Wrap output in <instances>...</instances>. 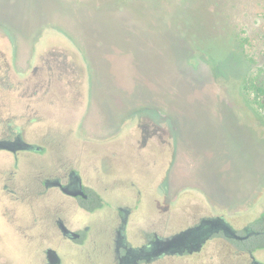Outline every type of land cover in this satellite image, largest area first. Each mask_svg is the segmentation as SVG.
Segmentation results:
<instances>
[{
    "label": "rangeland",
    "instance_id": "rangeland-1",
    "mask_svg": "<svg viewBox=\"0 0 264 264\" xmlns=\"http://www.w3.org/2000/svg\"><path fill=\"white\" fill-rule=\"evenodd\" d=\"M173 4L0 0V130L23 131L32 143L39 139L36 120L45 118L39 126L55 132L53 150L34 165L49 169L53 158L58 165L68 159L85 183L134 177L146 189L132 216L139 225L128 238L134 246L146 238V222L149 235H168L201 216L234 214L243 225L264 212V112L240 83L249 74L264 76V0H229L222 7L231 45L228 35L205 30L194 18L191 44L163 12ZM197 48L210 49L213 61ZM50 52L56 55L51 71L42 61ZM38 74L54 82L47 94L34 85ZM103 140L114 153L103 150ZM25 154L39 156L26 150L19 160ZM13 161L0 150V264H42L45 243L38 234L31 243L24 237L44 219L33 209L35 196L21 197L24 162ZM116 188L100 211L73 204L69 222L91 228L88 244L62 238L48 223V243L61 240L67 251L61 264H111L107 216L128 197L122 185ZM255 255L264 264V250ZM242 256L218 237L199 253L152 264H242Z\"/></svg>",
    "mask_w": 264,
    "mask_h": 264
},
{
    "label": "flooded vegetation",
    "instance_id": "flooded-vegetation-1",
    "mask_svg": "<svg viewBox=\"0 0 264 264\" xmlns=\"http://www.w3.org/2000/svg\"><path fill=\"white\" fill-rule=\"evenodd\" d=\"M56 55H53L52 52H50L48 54V57L42 59V61L46 62V67L47 69L49 68L51 71V62L56 61ZM55 63V62H54ZM34 69H38L34 67ZM43 70H40L39 72H41ZM45 75L39 74L36 76L37 81L34 82L35 87H38L39 91L42 90V92H44L45 94H47L50 90V88L52 87L51 85L54 84V82L52 83L50 76L45 79L44 78ZM36 92V91H35ZM34 92V93H35ZM45 118H38L36 120V122H38V128H40L37 132L39 139H35V140H31L32 143L39 145L40 147H42L41 150L39 151H33V150H29L32 151L33 153H37L39 154L38 157H32L29 154H25L23 156L24 160H19V156L18 154L21 153L22 151H26V150H17L15 152L12 151H8V150H4V149H0V150H4L7 151L11 157L13 158V163H19L21 164V162H24V166L23 168V172H24V179L21 182V197L31 200L33 196L36 197L37 201L35 203H32L33 205V209L34 211H38L39 209L41 210L39 212V217L44 219L43 225L39 226L38 228H35L31 231L30 234L25 235V241L31 243L34 242L37 238V236H35L36 234H38V238L39 241L41 243H45L44 248L42 249V253H41V261L42 264H48L47 261V255H46V250L48 248H52L56 251V253L58 254L59 258H60V263H62V256L67 253V251H63V249H60L59 245H62V241L60 240L59 245H53L51 246L48 242H49V238L51 235V232H49V225L48 223H52L54 225V227L56 228V230L59 232L60 236L62 238H66L71 240L72 242L79 244V245H85L86 243L88 244V242L93 241L90 237H91V228L89 226H86L85 224H83V228L82 229H73V225L71 222H69L70 220V212L72 211L73 208V204H75L76 209L79 208L81 210L87 211V212H97L100 211L104 208H106L107 206H109V200L113 199L112 197H115L117 194V191H119V189H117L116 187L120 184L122 185V190L121 192L124 195H127V198L124 199H120L117 201L115 207H114V211L115 214L114 216L109 215L107 216V219H112V223H113V229L111 232V236H110V240H109V246H108V253L111 256V264H152L164 257H181V256H185V255H192V254H196L202 251V249L205 247V245L212 239H216V238H220L223 241H225V245L227 247L228 251H234L237 254H242L244 256H242L241 260H245L242 261V264H263L258 257H256L255 252L256 251H263L264 248H256V249H250L248 247V241L251 240L252 237L254 236H258L259 235V230L254 229V226H252V224L254 223V221L257 219L255 218L254 221L251 224H243L241 225L239 223V225H237L234 221L237 219L238 216L236 215H232L230 218L228 217V220L231 221L232 224H230V222H228L226 216L224 214H210V215H206V216H201L200 218H198L197 220H195L193 222V224H190L188 226L191 225H195L197 224L201 219L203 218H208V217H213V216H223L224 219L229 223V225L235 229L236 233L241 235V236H245L247 234V231L249 228H251L253 231H257V234H250V235H246L244 238L241 239H237V238H230V237H226L222 231H219L218 233H214L213 235H211L202 245L201 249L199 251H194V252H187L185 251L182 254H167V255H163L155 260H152L149 262V260L144 259V258H135V252L139 251L140 249H144L148 244L149 241H151L156 235L157 236H168L171 235L177 231H180L188 226H184L176 231H174L173 233H170L168 235H159L157 233H152L151 235H149V223L146 224L145 226L142 227V231L144 232V235H146V238L137 246H134L130 243L129 241V235H132V231H136L139 229V225L137 223V221H134L132 218L133 216V212L135 211V209L137 208V206L141 203L144 195L146 194V189L143 188H138L136 181L134 180V177L132 178H126L124 181H121L119 179V177H115V181L113 183H109L108 181H104L103 179H101L99 176V178H92V179H87L88 183L83 182V177L77 172V170L73 167V162L65 159V160H61L62 162L60 163V165L57 164L58 160L57 158H53L52 162L48 163V166L50 167L49 169L44 168L43 165H34L33 162H42L41 161L43 159V156L41 154H43L44 152H46L47 148L49 147L51 149V147L53 146V133H55L50 127L49 125L45 128L46 130L42 131L43 127L41 128L40 122H42ZM120 126V125H119ZM117 126L116 130L120 131L122 128ZM8 131H10L9 133H6L2 130H0V139H8V140H12L14 139L17 135H20L22 137L23 140H27L28 138L25 137V135L23 134V131H16V130H11L8 127ZM129 131H132V129H129ZM42 132V133H41ZM132 136L134 134H131ZM105 143L103 144V150L105 152H112L114 153V147L112 144H108L107 141L103 140ZM31 143V142H30ZM89 144V143H88ZM88 144L86 145L88 147ZM109 147H113V149H108V151L106 150ZM88 149V148H86ZM53 150V149H51ZM31 158H33V160H31ZM33 163V165H32ZM41 163V164H42ZM44 164V163H43ZM6 165H3L1 167H4ZM13 166V165H12ZM15 166V165H14ZM20 166V167H22ZM7 167V166H6ZM78 174L80 179H81V185H82V190H83V194L84 195H69L66 194L62 191L61 186H67L69 185V188L72 187V185L74 184V177L75 175ZM118 180V181H117ZM61 185H59V184ZM117 185V186H115ZM126 185V186H125ZM129 186V187H128ZM54 192H56L58 195H60V198H57L55 200H53V198L55 197ZM33 194V195H32ZM107 195L109 197V199L106 198ZM138 196H140L141 201H138L136 204V200L138 199ZM59 200V202H58ZM64 203H66L69 207V210L66 209ZM135 206V207H134ZM68 211L67 213H65L64 211ZM64 213L65 214V218L63 216H58V213ZM264 213V212H263ZM262 213H260L261 215ZM259 215V216H260ZM73 216V213L72 215ZM258 216V217H259ZM126 218V224L125 227L123 229V232L121 234V237L118 238L117 236V231L120 228V226L122 225V219ZM72 219V218H71ZM74 219V218H73ZM234 220V221H233ZM73 221V220H72ZM148 221V218H147ZM129 222V228L127 230V225ZM60 223H62L64 226H66L68 229L76 232L78 234V237L76 238H68L66 236L63 235L61 228H60ZM237 225V226H236ZM240 226V227H239ZM37 231H34L36 230ZM46 243H48L46 245ZM57 246V247H56ZM60 249V252L58 251ZM67 250V249H65ZM240 262V261H239ZM259 262V263H257ZM227 264H230L229 262ZM231 264H234L233 262H231ZM241 264V263H240Z\"/></svg>",
    "mask_w": 264,
    "mask_h": 264
},
{
    "label": "water",
    "instance_id": "water-1",
    "mask_svg": "<svg viewBox=\"0 0 264 264\" xmlns=\"http://www.w3.org/2000/svg\"><path fill=\"white\" fill-rule=\"evenodd\" d=\"M0 149L15 152L17 150H33L39 151L42 149L39 145L27 142L17 135L14 139H0ZM59 184V183H58ZM60 185V184H59ZM61 186V185H60ZM64 193L69 195H84L81 185V179L78 174L74 177V184L71 188L69 185L61 186ZM126 224V218L122 219V225L117 231L118 238L121 237ZM60 228L64 236L68 238H76L78 234L62 223ZM222 231L226 237L241 239L246 235L257 234V231L248 229L245 236L236 233L223 216H213L201 219L197 224L188 226L180 231H177L168 236H155L149 244L139 251L135 252V258H144L150 261L155 260L163 255L182 254L185 251L191 253L199 251L203 243L214 233ZM48 264H59L60 258L56 251L52 248L46 250ZM259 263V262H257ZM260 264V263H259Z\"/></svg>",
    "mask_w": 264,
    "mask_h": 264
},
{
    "label": "trees",
    "instance_id": "trees-1",
    "mask_svg": "<svg viewBox=\"0 0 264 264\" xmlns=\"http://www.w3.org/2000/svg\"><path fill=\"white\" fill-rule=\"evenodd\" d=\"M162 1L174 3V10L171 9V12H168V10L166 12L163 9V12L168 14L171 28L177 29L184 34L185 38H194L196 30V28L192 29L194 26L192 19L194 18L198 21L199 26L205 30L214 31L216 34L224 33L228 35L226 37L228 44H232L234 35L231 30L227 29L224 23L225 19L222 17V7L229 0H149V5L154 6L155 3L159 5ZM190 41L192 44V39ZM196 51L205 54L210 61H213L210 49L197 48ZM240 83L245 91L253 94L252 104L264 112V76L260 77L249 74L242 77ZM252 226H254V229L259 230V235L252 237L248 241V247L250 249L264 248V213L257 217Z\"/></svg>",
    "mask_w": 264,
    "mask_h": 264
}]
</instances>
